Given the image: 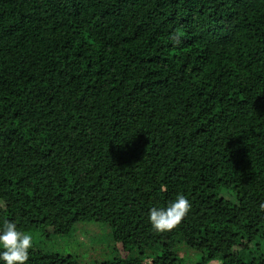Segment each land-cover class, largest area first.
Segmentation results:
<instances>
[{"label":"trees","instance_id":"obj_1","mask_svg":"<svg viewBox=\"0 0 264 264\" xmlns=\"http://www.w3.org/2000/svg\"><path fill=\"white\" fill-rule=\"evenodd\" d=\"M261 203L264 0H0V226L42 237L26 264H264Z\"/></svg>","mask_w":264,"mask_h":264},{"label":"clouds","instance_id":"obj_2","mask_svg":"<svg viewBox=\"0 0 264 264\" xmlns=\"http://www.w3.org/2000/svg\"><path fill=\"white\" fill-rule=\"evenodd\" d=\"M191 207L188 197L178 194L167 206L152 207L148 220L155 231H168L189 214ZM260 209L264 210V203L260 204ZM32 247V234L19 230L15 222L4 221L0 226V264H26Z\"/></svg>","mask_w":264,"mask_h":264},{"label":"rangeland","instance_id":"obj_3","mask_svg":"<svg viewBox=\"0 0 264 264\" xmlns=\"http://www.w3.org/2000/svg\"><path fill=\"white\" fill-rule=\"evenodd\" d=\"M87 226H92V223H88L86 224ZM95 226V225H94ZM96 227V226H95ZM102 230L98 229L97 236L98 237H105L106 232L103 228H101ZM87 234V230H84ZM93 233H90V235ZM84 237H65V239H60L58 241V245L56 246V250H58L59 252H72L75 254H79L83 257V260L89 261V260H93L95 258H98L101 256V252L99 247L104 246L105 241L104 239L100 238V242L96 245H94L93 243H91V241L89 240L90 238H87V240L83 239ZM34 245H37L36 241H39V243L41 244V246L43 248H45L43 246V242L42 241V237H34ZM95 241V240H94ZM45 242L47 243V245H49V241L45 238ZM214 264H218V263H214Z\"/></svg>","mask_w":264,"mask_h":264}]
</instances>
